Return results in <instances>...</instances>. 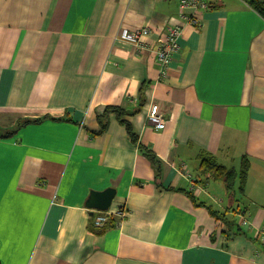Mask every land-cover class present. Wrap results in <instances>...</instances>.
Wrapping results in <instances>:
<instances>
[{
    "label": "crops",
    "instance_id": "0c3cea01",
    "mask_svg": "<svg viewBox=\"0 0 264 264\" xmlns=\"http://www.w3.org/2000/svg\"><path fill=\"white\" fill-rule=\"evenodd\" d=\"M212 2L195 26L179 0H0L1 264H264V15ZM143 28V48L121 36ZM109 106L138 111L123 116L133 135L115 113L101 133ZM26 119L40 120L2 135ZM207 153L249 161L242 202L203 172ZM109 186L127 216L99 233L86 201Z\"/></svg>",
    "mask_w": 264,
    "mask_h": 264
},
{
    "label": "built area",
    "instance_id": "2783aa9c",
    "mask_svg": "<svg viewBox=\"0 0 264 264\" xmlns=\"http://www.w3.org/2000/svg\"><path fill=\"white\" fill-rule=\"evenodd\" d=\"M180 9L182 13V18L190 24L202 26V11L207 10L211 7L212 0H179ZM148 32L147 28L138 29L135 31H126L122 33L123 39H128L135 45H139L141 48L143 45V35ZM183 33V26L172 24L168 28L167 33L164 35V39L161 44L156 46L157 57L156 60L160 67V72L162 76L168 74V69L173 62V57L176 52L180 50L179 40ZM147 125L149 127H155L157 129H164L167 124V119L159 111L157 104H152L148 115H147ZM94 215V224L97 227L104 226L112 218H118L122 221L127 216V208L125 204L119 205L117 208H110L108 211H96ZM241 223L244 226H249L250 222L245 216L241 217ZM264 240V231L263 236Z\"/></svg>",
    "mask_w": 264,
    "mask_h": 264
},
{
    "label": "trees",
    "instance_id": "16d2710c",
    "mask_svg": "<svg viewBox=\"0 0 264 264\" xmlns=\"http://www.w3.org/2000/svg\"><path fill=\"white\" fill-rule=\"evenodd\" d=\"M252 7H254L256 10H259L263 15H264V2H262L261 0H246ZM215 3L211 2V7L214 6ZM106 113L104 116L101 117L100 121L103 124V128H102V132L105 131L107 125L105 123V121L109 122L107 120V117L109 116L110 113H115L117 115V118H119V120H121V122L127 127L128 132L131 133V135H133V131L131 129V122L123 119L124 115H130V114H135L138 111L137 110H125L121 107H107L106 108ZM40 119L37 120H30V119H26L25 121H21L18 124V127L15 128L13 131H8L5 134H2L3 136L8 135V134H13L15 131L19 130L21 127H23L26 123H30V122H37ZM105 120V121H103ZM1 135V134H0ZM137 140V139H136ZM135 140V141H136ZM140 150L142 151V153L144 152V154L147 155V157L151 160L152 164L155 165L157 164L158 160H157V156L156 154H154L152 151H149L148 149L144 148V146L140 145ZM201 168L203 170V172H205L209 177H215L219 180H223L226 184V186L228 187V190L230 191V194L232 197L235 195L234 193L236 192V188H237V182L239 181V189L241 191H244L246 188V181H247V177H248V169H249V161L244 162V165L242 166V168L238 171V169L236 170L233 167H228L226 165H223L221 163H219L216 158L214 156H211L209 153H207L206 156L202 157L201 160ZM235 197V196H234ZM193 199H195V201H198L196 198L192 197ZM236 200V197L235 199ZM201 204V203H200ZM203 204V203H202ZM210 208V206H209ZM211 209V208H210ZM212 213L214 215L217 216V218H223V215H220V213L216 210L212 209ZM111 221V220H110ZM109 221V222H110ZM107 222L104 226H100L97 227L94 224V216H92V220L90 222V226L91 228L96 231V232H101L103 231L105 228H107L109 225ZM1 264V262H0Z\"/></svg>",
    "mask_w": 264,
    "mask_h": 264
},
{
    "label": "water",
    "instance_id": "95a60500",
    "mask_svg": "<svg viewBox=\"0 0 264 264\" xmlns=\"http://www.w3.org/2000/svg\"><path fill=\"white\" fill-rule=\"evenodd\" d=\"M118 190L115 186H109L105 190H92L90 196L87 198V206L93 211H108L113 205ZM94 214V212H92Z\"/></svg>",
    "mask_w": 264,
    "mask_h": 264
},
{
    "label": "rangeland",
    "instance_id": "374dc122",
    "mask_svg": "<svg viewBox=\"0 0 264 264\" xmlns=\"http://www.w3.org/2000/svg\"><path fill=\"white\" fill-rule=\"evenodd\" d=\"M193 160H196V159H193ZM195 163H196V161H194L192 164H193V166H195ZM194 171V170H193ZM195 172V171H194ZM215 196H216V198H219L220 200L221 199H224V200H226L228 197V194H226V195H220V194H218V193H216L215 192ZM230 195V194H229ZM236 195V197L240 200V202H242V197H241V193H238V194H235ZM205 199H207V198H205ZM203 200V199H202ZM222 201V200H221ZM241 219V216L238 218V220H240ZM239 222V221H238Z\"/></svg>",
    "mask_w": 264,
    "mask_h": 264
}]
</instances>
